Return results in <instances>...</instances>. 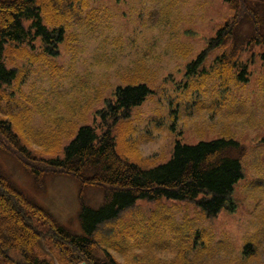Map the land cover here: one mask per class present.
<instances>
[{"label": "rangeland", "instance_id": "obj_1", "mask_svg": "<svg viewBox=\"0 0 264 264\" xmlns=\"http://www.w3.org/2000/svg\"><path fill=\"white\" fill-rule=\"evenodd\" d=\"M85 1V6L83 0L69 6L71 0H62L69 15L58 57L18 59L21 75L4 87L7 93L13 90L15 97L7 105L5 100L0 102L2 113L9 116L27 107L23 134H29L33 150H40L41 136L49 131L63 129L64 133L71 122L82 119L93 124L96 110L112 97L116 86L148 84L152 92L133 108L130 119L114 129L122 156L150 167L167 162L177 141L196 144L233 138L244 149V176L233 192L236 209H223L214 217L189 200H138L122 217L124 222H134L137 231L129 232L125 251L111 252L124 264H264V63L260 48L253 46L242 55L243 61L254 60L250 74H245L247 80L240 76L241 67L226 66L227 56L222 57L219 49L197 71L188 70L225 21L237 12L244 14L239 0ZM248 5L257 9L264 23V0H249ZM244 16L235 35L240 45L251 30ZM37 44L35 50L29 48L32 54L42 50ZM0 165L61 224L81 230L80 187L73 178L46 174L35 179L5 151H0ZM85 195L95 207L102 203L99 187L88 186ZM118 231L113 228L114 233ZM102 232L113 238L106 228ZM45 248L57 264H79L49 243Z\"/></svg>", "mask_w": 264, "mask_h": 264}, {"label": "trees", "instance_id": "obj_2", "mask_svg": "<svg viewBox=\"0 0 264 264\" xmlns=\"http://www.w3.org/2000/svg\"><path fill=\"white\" fill-rule=\"evenodd\" d=\"M77 1L71 0L69 6H75ZM62 4V0H0V102L5 100L7 105L15 97L13 90L7 93L4 87L13 85L20 77L18 59L29 55L54 59L60 55V43L66 34L65 20L69 15ZM83 5H86L85 0ZM243 11L244 14H235L208 39L206 46L188 64L189 72L197 71L217 49L221 50L222 57L227 56V67L242 68L243 80L249 78L245 74H250V63L254 61L242 60L245 51L261 46L259 58L264 63V23L246 2ZM245 14L251 30L240 45L235 35ZM229 41H233L230 47ZM37 43L42 50L35 55L29 48L35 50ZM151 92L144 82L116 86L112 97H107L96 110L93 124H85L82 119L71 122L64 133L63 129L55 133L49 131L41 136L43 149L40 150H33L29 134H23L24 126L27 127L23 117L27 107L5 116L0 106V150L15 156L36 178L56 174L76 180L80 186L78 217L82 230L76 233L62 225L51 211L28 197L0 167V227L6 235L0 229V264H57L45 243L56 247L69 261L124 264L111 250L125 251L124 242L131 235L129 232L137 231L134 222L130 223L129 219L124 222L122 217L125 218L140 199L148 202L163 198L189 200L208 217L217 216L223 209H236L233 192L235 184L244 176L241 162L244 149L233 138L196 144L177 141L167 162L150 167H142L119 153L115 127L130 119L133 108L141 105ZM131 146L137 153L136 146ZM88 186L102 189L100 206H92L86 199ZM115 227L119 229L116 233L113 232ZM16 228L22 232L18 234ZM102 228L113 238H107Z\"/></svg>", "mask_w": 264, "mask_h": 264}, {"label": "water", "instance_id": "obj_3", "mask_svg": "<svg viewBox=\"0 0 264 264\" xmlns=\"http://www.w3.org/2000/svg\"><path fill=\"white\" fill-rule=\"evenodd\" d=\"M82 264H86V263H82Z\"/></svg>", "mask_w": 264, "mask_h": 264}]
</instances>
